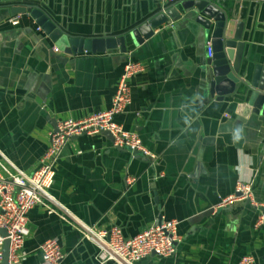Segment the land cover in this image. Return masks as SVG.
Returning <instances> with one entry per match:
<instances>
[{"label":"crops","instance_id":"0c3cea01","mask_svg":"<svg viewBox=\"0 0 264 264\" xmlns=\"http://www.w3.org/2000/svg\"><path fill=\"white\" fill-rule=\"evenodd\" d=\"M222 1L229 9L243 4L238 20L250 26L243 35L251 75L255 63L264 66V0ZM27 2L40 5L69 36L93 39L123 33L163 7L161 0H0L1 176L31 174L59 120L109 108L128 60L144 69L129 78L131 104L115 120L157 155L155 163L130 158L105 132L70 138L48 190L57 211L41 204L29 211L23 264L40 262L38 246L48 238L60 243L59 264H99L96 245L60 213L94 229L119 225L126 236L163 218L177 219L175 253L136 264H238L244 254L264 264V222L255 226L264 205V115L232 98L214 106L210 33L201 35L187 17L195 13L180 12L142 44L126 42L125 51H79L76 42L64 44L46 33L29 12H8ZM251 2L256 7L250 16ZM237 129L240 138L234 139ZM128 175L134 183L125 181ZM239 181L253 182L256 205L242 200L211 211Z\"/></svg>","mask_w":264,"mask_h":264},{"label":"built area","instance_id":"2783aa9c","mask_svg":"<svg viewBox=\"0 0 264 264\" xmlns=\"http://www.w3.org/2000/svg\"><path fill=\"white\" fill-rule=\"evenodd\" d=\"M178 0H161L164 10L166 5ZM58 50V48H54ZM207 54L212 55L211 44L207 42ZM144 69L142 62L128 60L123 64L122 71L117 79L116 89L112 96L109 108L93 112L83 118H67L59 120L49 133V144L39 159V164L31 174L21 170L9 173L7 177L0 175V228L6 234H0V264H2V246L8 241V264H23L26 252L23 247L24 239L29 234L28 213L36 205H44L49 212H56L48 201L49 188L54 182L56 167L65 143L73 136L82 134L94 135L109 132L113 145L128 147L141 152L150 163H155L157 155L150 151L138 133L123 129L115 117L122 114L131 104V88L129 78ZM136 180L133 176H126L128 184ZM247 200L256 205L253 198V182H237L234 192L221 199L211 211H216L234 202ZM264 206V205H263ZM59 216L80 228L83 237L93 242L97 247L96 258L99 264L113 262L115 264H136L149 255L170 257L176 251L180 241L177 233V219H161L134 235L123 234L119 225L111 224L104 228L94 229L92 226L80 224L68 218L65 214ZM264 222V211H260L255 226ZM41 260L38 264H59L63 259L60 243L57 238H48L38 246ZM238 264H258L252 255L244 254Z\"/></svg>","mask_w":264,"mask_h":264},{"label":"water","instance_id":"95a60500","mask_svg":"<svg viewBox=\"0 0 264 264\" xmlns=\"http://www.w3.org/2000/svg\"><path fill=\"white\" fill-rule=\"evenodd\" d=\"M243 5L237 2L238 9H229L222 0H181L177 5L166 6L163 9L158 8L147 14L145 18L135 27L130 28L120 34L107 36L106 38H84L69 36V31L64 30L58 21L43 10L40 5L33 2H27L23 6L12 7L8 12L15 14L21 11H27L36 20L43 25L46 33L52 35L62 43H77L78 50H102L115 49L125 51L126 42H132L133 45H140L145 40L154 37V30L162 24H169L180 18V12L188 14V18H193L199 25L201 35L210 33L212 55L207 60L209 74V92L215 96L214 106L225 105L231 98L237 101H245L254 114L264 115V66L255 63L253 72L249 75L248 63L250 61L248 52H246L247 39L243 32L250 29L246 20H238L239 7ZM256 3H250L249 15H254ZM246 8H240L244 11ZM67 36V37H66ZM70 38V39H69ZM69 49V48H68ZM69 51V50H67ZM109 134V132H106ZM111 136V135H110ZM112 138V137H111ZM128 153L130 158L144 156L137 150L128 147H120ZM263 203V202H262ZM264 211V206L261 207ZM0 234L5 235V230L0 228ZM87 239V238H85ZM3 260L2 264H8V241L5 240L2 246ZM111 262V261H109Z\"/></svg>","mask_w":264,"mask_h":264},{"label":"clouds","instance_id":"9594fccd","mask_svg":"<svg viewBox=\"0 0 264 264\" xmlns=\"http://www.w3.org/2000/svg\"><path fill=\"white\" fill-rule=\"evenodd\" d=\"M240 138V130H236V135L234 136V139H239Z\"/></svg>","mask_w":264,"mask_h":264}]
</instances>
